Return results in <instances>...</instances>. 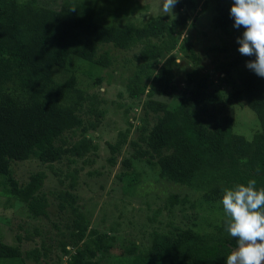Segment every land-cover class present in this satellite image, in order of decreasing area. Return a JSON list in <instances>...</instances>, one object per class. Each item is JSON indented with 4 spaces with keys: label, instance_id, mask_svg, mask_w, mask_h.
<instances>
[{
    "label": "trees",
    "instance_id": "16d2710c",
    "mask_svg": "<svg viewBox=\"0 0 264 264\" xmlns=\"http://www.w3.org/2000/svg\"><path fill=\"white\" fill-rule=\"evenodd\" d=\"M94 2L64 0L54 9L37 0H0V197L12 199L14 205L20 206L24 211L21 216L45 217L47 203L39 191L44 173H34L25 184H18L9 163L34 159L50 165L66 159L71 164L94 150L86 129L98 127L103 112L96 107L101 101H94V96L76 88L72 74L61 82H55L51 74L54 70H66L71 60L108 67L110 56L106 52L98 54L99 47L107 44L119 50L140 46L134 62H138L137 68L143 71L145 79L151 81L141 105L143 121L135 140L129 143L133 152L122 161L125 169L134 162L150 159L159 180L200 193L207 210L212 203L220 201L225 187L246 184L250 178L257 180V188L264 187V78L242 66L255 56L239 54L233 61L218 65L224 75L234 73L227 83L229 100L215 88L209 91L206 78L195 71L185 78L190 90L173 93L172 58L167 57L154 74L150 68L175 45L163 18L148 20L140 26L96 23L88 10ZM213 9L214 27L227 33L234 24L229 15L230 6L216 1ZM238 30L242 33L244 29ZM126 91L129 98L137 99L143 88H137L133 82ZM156 96L169 100L163 102ZM87 101H94L88 113L95 118L87 127H81L78 112ZM231 104L245 107L255 117L257 127L249 138L234 133L231 117L222 114L226 105ZM215 106H218L216 112H208L209 107ZM149 115L153 118L151 125L146 120ZM75 134L79 137L70 139ZM124 136L116 144H108V161L114 162L113 154L119 151ZM243 160L247 162L242 163ZM134 175V172L120 174V179L130 178L126 188L133 190L137 184ZM58 198L59 206L70 209L75 216L82 215L72 206L75 198L70 192L65 191ZM172 201L184 204L185 199L178 201L177 195L172 194L166 202L172 206ZM217 209L223 211L222 206ZM223 221L210 232L201 229L200 232L185 230L178 235L154 232L146 251L138 255L132 248L125 250L123 261L125 264H226L235 239L224 230ZM99 236V241L108 239L105 232ZM90 243L94 245L77 249L65 264H93L83 258L98 253L97 242ZM109 249L104 247L100 251ZM18 256L16 246L0 241V262Z\"/></svg>",
    "mask_w": 264,
    "mask_h": 264
},
{
    "label": "rangeland",
    "instance_id": "374dc122",
    "mask_svg": "<svg viewBox=\"0 0 264 264\" xmlns=\"http://www.w3.org/2000/svg\"><path fill=\"white\" fill-rule=\"evenodd\" d=\"M37 1L54 9L64 2ZM216 1L223 6H231L233 2L178 0L172 10L173 15H164L160 11L161 0H95L88 10L96 23H111L118 27L140 26L148 20L163 18L175 38V45L153 63L151 74L158 71L167 57H171L173 93L190 90L185 78L195 71L206 78L209 91L215 88L229 100L230 87L227 83L234 73L230 71L224 75L218 65L231 62L240 54L236 38L242 33L234 27H230L227 33L214 27L213 6ZM139 49L140 46L119 50L110 44L101 45L98 54L106 52L110 56L111 64L108 67L100 68L71 60L66 70L52 72L55 82H61L72 74L76 88L88 96H94V101H101L96 107L103 112L98 127L96 130L86 129V136L92 137L91 143L95 148L85 157L74 159L71 164L65 162L66 159L50 165L34 159L9 163L18 184H25L34 173H44L39 191L45 195L47 206L45 217L21 216L24 211L20 206L14 205L12 199L3 200L0 197V241L16 246L19 252L17 258L1 261L0 264H65L77 249L92 247L94 244L91 241L97 242L99 250L96 255H85V261L93 264H125V250L132 248L135 254L143 253L150 247L154 232L177 235L190 229L210 232L224 220L223 211L217 209L221 208L219 202L212 203L213 206L207 210L200 193L159 180L155 168L151 167L152 160L134 162L128 169L122 166L123 158H128L133 152L129 143L135 140V133L139 132L143 121L141 105L151 86L150 78L145 79L143 71L137 68L138 62H134ZM242 66L246 67V63ZM136 74L138 78L135 79ZM133 82L137 88H143V93L137 99L129 98L126 91L127 86H133ZM155 98L163 102L169 100L162 96ZM94 101L83 103L78 112L81 127H87L94 121L95 117L88 113ZM226 106L222 114L231 117L233 132L249 138L257 127L253 114L237 104ZM216 110L218 106L208 108V112ZM152 119L150 115L146 117L148 125L152 124ZM78 135L70 139L76 140ZM64 136L69 138L70 135ZM121 136H124V142L117 154H113L114 162H110L108 144H116ZM132 172L137 179L133 190L125 186L130 178L120 179L121 173ZM65 191L75 198L72 206L81 212V216H75L70 209L59 206L58 196ZM172 194L177 195L178 201L185 199L184 204L172 201L171 206L166 202ZM104 232L108 239L99 241V235ZM104 247L110 249L101 252Z\"/></svg>",
    "mask_w": 264,
    "mask_h": 264
},
{
    "label": "clouds",
    "instance_id": "9594fccd",
    "mask_svg": "<svg viewBox=\"0 0 264 264\" xmlns=\"http://www.w3.org/2000/svg\"><path fill=\"white\" fill-rule=\"evenodd\" d=\"M177 3L178 0H161L160 11L173 15ZM229 15L234 28L244 29L236 38L239 53L255 56L246 62V67L264 78V0H233ZM256 172L260 173L259 165ZM256 185L257 180L250 178L246 184L236 183L222 190L219 203L224 230L235 239L226 264H264V187Z\"/></svg>",
    "mask_w": 264,
    "mask_h": 264
}]
</instances>
